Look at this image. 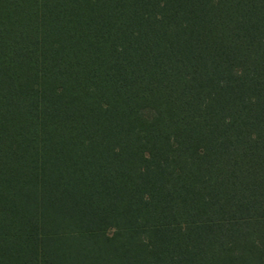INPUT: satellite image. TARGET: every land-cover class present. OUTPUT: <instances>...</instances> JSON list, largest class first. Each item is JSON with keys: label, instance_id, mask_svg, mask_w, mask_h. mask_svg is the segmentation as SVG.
<instances>
[{"label": "trees", "instance_id": "obj_1", "mask_svg": "<svg viewBox=\"0 0 264 264\" xmlns=\"http://www.w3.org/2000/svg\"><path fill=\"white\" fill-rule=\"evenodd\" d=\"M0 264H264V0H0Z\"/></svg>", "mask_w": 264, "mask_h": 264}]
</instances>
